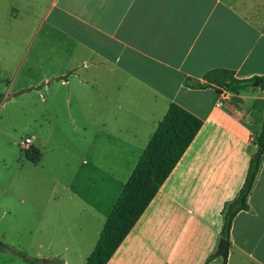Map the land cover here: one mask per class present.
<instances>
[{"label":"crops","instance_id":"0c3cea01","mask_svg":"<svg viewBox=\"0 0 264 264\" xmlns=\"http://www.w3.org/2000/svg\"><path fill=\"white\" fill-rule=\"evenodd\" d=\"M45 2L48 8H56L63 36L59 49L64 56L60 69L38 77L41 89L48 90L54 81L67 86L68 73H62L69 70L78 72L80 85L100 77L125 83V128L133 131L131 138H125V163L131 162L125 179L170 102L202 120L105 264H222V258L214 254L220 209L243 181L254 150L252 141L261 126L264 91L218 93L212 87L193 88L188 83L201 82L202 74L213 68L232 70L238 79L264 76V0ZM89 67L99 70L83 78L80 69ZM30 140L38 150L35 136ZM133 145L136 150H131ZM124 181L115 189L107 188L99 199L97 190L89 189L94 197L80 205V211L88 215L83 222L95 230L96 238V225L101 227ZM247 204L232 219L225 264H264V152ZM95 237L85 251L71 250L75 264H83L88 255L82 254L90 253ZM48 258L59 259V255ZM57 264L68 263L62 259Z\"/></svg>","mask_w":264,"mask_h":264},{"label":"rangeland","instance_id":"374dc122","mask_svg":"<svg viewBox=\"0 0 264 264\" xmlns=\"http://www.w3.org/2000/svg\"><path fill=\"white\" fill-rule=\"evenodd\" d=\"M57 21L56 8L45 0H0V264H21L17 253L75 264L71 250L85 251L95 237L79 209L93 196L88 190L96 189L99 199L125 180L131 165L125 163V138L133 132L125 128V83L100 77L80 85L78 72L69 70L62 73H68L67 86L54 81L41 89L38 77L61 67ZM32 136L39 151L35 163L18 147ZM52 254L59 259L48 258Z\"/></svg>","mask_w":264,"mask_h":264},{"label":"trees","instance_id":"16d2710c","mask_svg":"<svg viewBox=\"0 0 264 264\" xmlns=\"http://www.w3.org/2000/svg\"><path fill=\"white\" fill-rule=\"evenodd\" d=\"M201 79V82L194 80L188 84L193 88L212 87L218 93L222 90L235 92L247 88H258L264 91V76L252 75L238 79L234 77L232 70L225 68L207 70L202 74ZM1 98L2 94H0V100ZM201 122L200 118L178 104L174 102L168 104L123 182L104 219L94 247L83 264H105L191 142ZM252 143L254 150L249 154L243 181L234 196L223 202L220 209L219 239L223 238L227 242L233 217L239 211L248 208L247 196L261 163L264 152V112L260 130L254 136ZM23 157L35 163L39 152L31 145L23 151ZM0 246L5 247L1 242ZM17 255L29 264L42 263V261L30 260L21 253ZM212 256L210 254L208 258ZM222 264H225V260H222Z\"/></svg>","mask_w":264,"mask_h":264},{"label":"water","instance_id":"95a60500","mask_svg":"<svg viewBox=\"0 0 264 264\" xmlns=\"http://www.w3.org/2000/svg\"><path fill=\"white\" fill-rule=\"evenodd\" d=\"M10 96H12V95H10ZM10 96H8V97H10ZM227 244H228V242L225 239H223V238L219 239L218 243H217L216 250L214 252V254L216 256L221 257L222 260H225V258L227 256Z\"/></svg>","mask_w":264,"mask_h":264},{"label":"built area","instance_id":"2783aa9c","mask_svg":"<svg viewBox=\"0 0 264 264\" xmlns=\"http://www.w3.org/2000/svg\"><path fill=\"white\" fill-rule=\"evenodd\" d=\"M31 143V140L29 137H24L23 139L19 140L18 147L20 149H27Z\"/></svg>","mask_w":264,"mask_h":264}]
</instances>
